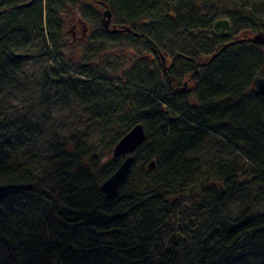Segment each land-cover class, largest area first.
I'll list each match as a JSON object with an SVG mask.
<instances>
[{"label":"trees","instance_id":"trees-1","mask_svg":"<svg viewBox=\"0 0 264 264\" xmlns=\"http://www.w3.org/2000/svg\"><path fill=\"white\" fill-rule=\"evenodd\" d=\"M89 1L102 9L107 6L112 23L131 29L115 33L103 29L102 9L86 3L84 20L100 28L93 32L92 40L146 48L155 70L142 71L134 56H123L118 60L121 69L126 70L125 63L136 69L130 78L113 79L78 68L74 72L106 80L102 88L112 97L103 108L102 119L113 123L107 142L110 153L118 138L141 122L146 139L135 150V158L140 151L154 147L146 162L153 159L154 166L147 170L143 168L145 162L141 167L133 162L128 189L122 190L126 181L116 197L106 198L96 178L91 179L99 162L95 154L84 153L74 144L55 143L48 149V160L36 161L34 154L40 153L30 148L31 153L22 156V144L17 143L20 134L12 133L14 125L5 122L2 113L7 98L2 92L15 84L24 62L46 53H54L55 58L51 57L53 64L42 76L59 77L67 83L76 80L82 86L75 88H86L87 79L72 77L71 69L62 66L64 47L60 45L65 35V12L70 15L78 3L0 0V264H178V251L172 243L178 232L166 238L172 230L180 194L196 184L200 205L217 208L242 185L236 174L238 168H224L219 162L211 164L210 169L218 166L214 171L223 174L220 185L207 177L198 179L194 171L198 163L185 154L195 150L205 135L243 154L250 162L247 172L256 173L255 179L262 182L264 96L253 89L251 80L256 74H264V46L245 38L259 29L264 31V25H256L246 15L237 18L235 8L222 9L211 0H168L171 5L164 13L156 8L160 0ZM115 15L119 20L113 18ZM221 16L229 18L235 29L228 37L211 33L212 22ZM238 19L243 22L237 23ZM145 20L150 21L149 26ZM243 31L249 34L238 36ZM178 34L189 40L174 45L172 37ZM35 39H40L46 51H30ZM228 41L233 42L210 59ZM155 48L165 56L176 53L175 61H183L176 73L168 71V83L177 87L175 92L160 80L163 77L166 81V77L160 58L154 56ZM194 63L199 66L191 81L194 98L190 99L188 93L178 92L181 79L177 73L181 69L184 73L192 71ZM64 87L71 90L73 85ZM103 91L97 93L101 102L109 97ZM43 101L48 107L45 95ZM120 121L125 127L117 131ZM17 122V127L30 129L29 122ZM86 155L90 156L83 166L80 161ZM43 164L48 176L35 170L36 166L41 170ZM29 182L44 184L47 191H32L34 187L29 191ZM178 231L184 234L181 226ZM198 233L204 264H264V213L241 216L233 222L218 219L212 225H200Z\"/></svg>","mask_w":264,"mask_h":264},{"label":"rangeland","instance_id":"rangeland-1","mask_svg":"<svg viewBox=\"0 0 264 264\" xmlns=\"http://www.w3.org/2000/svg\"><path fill=\"white\" fill-rule=\"evenodd\" d=\"M74 1L78 3L77 7H73L76 9H72L70 15H68L70 12H65L64 15L63 29L65 30V35L60 41V45L64 47L62 50L64 58L62 66L65 69H68V67L71 69L68 70L72 77L78 76L87 79V84L82 83L86 88H79L80 90L75 88L76 85L82 86L81 83L76 82V80L74 81L71 79L68 81L69 83H67L65 81H59V77L53 78L50 75L46 77L42 76L44 70L53 64L51 57H54L55 54H41L24 62L21 66L20 73L17 75L15 84L12 85L9 90L6 88L2 92L7 97L3 104L4 110L2 113L4 114L5 122L13 123V129L15 131L12 133L16 132V135L19 133V137L21 136V138L17 137V143L21 142L22 144V156L24 153L30 154V148L38 150L40 153V155L34 154V159L36 161L48 160L50 155L48 149L55 143H66L69 144L68 146H72L73 144L77 145L80 151L95 154V158L99 160L97 169L93 170L94 177L91 178H96L99 184L114 170L121 160L120 157H112L110 149L107 147V142L110 137L109 134L112 131L111 129H113V123L109 120L108 122H104L102 119L103 108L105 104L108 105V101H110L112 96L106 91L107 89H104V87L102 88L105 79L91 75L85 76L77 74L74 71L78 68L88 70L89 72L94 71L96 74H104L113 79L130 78V75L135 72L136 69L132 68V66L129 68L128 63H125L123 66L126 70L121 69L118 60H123V56H134L136 62H139V65H141L142 71L145 70L152 73L155 67L153 65L152 55L146 48L134 47L126 42L117 43L115 45L98 44V41L92 40V37L95 36L93 32L96 31V29H92L93 22L87 20L85 25L88 29H80L81 26L77 22L79 20L85 21V17L83 16L86 3L94 6L98 11H101L102 8L89 0ZM211 1V4L218 5L222 9L235 8L234 11L237 18L246 15L247 18L252 20L256 25H264V0H224L226 3L225 5L218 0ZM105 2L107 3L106 0ZM204 2L208 3L210 0H205ZM167 5H171V1L167 0L164 3L163 0H160L157 2L156 8L159 9L161 13H164ZM113 18L119 20L117 15ZM238 20L240 21L237 23L243 22L242 19ZM230 21L231 20H229V22ZM144 22L149 26L150 21L145 20ZM72 23L77 24V35L80 34V30L84 31L85 37L81 40L71 42L70 29L68 28ZM139 28L143 29V26H139ZM234 30L230 22V32ZM248 32L249 31H243L237 35L249 34ZM172 39L174 45L189 40L188 37L181 34L172 37ZM42 46L40 39H35L33 43L30 44L29 49L34 52H38L39 50L46 51V48H42ZM169 55L171 56L172 54L169 53ZM165 60L168 62L169 57H166ZM181 64H183V61L179 59L176 60L174 68L178 69ZM68 84L73 85L71 90L70 88L64 87ZM99 90H105V92L103 91L104 96H109L105 98L103 102H101V99H98L97 93ZM44 95L49 102L48 107L43 101ZM190 95V99H193L194 94ZM19 119L24 122H29L30 129L24 126L23 128L20 126L17 127L16 125L19 123L17 120ZM124 127L125 122L120 121L116 128L118 131L122 130ZM147 149L137 154V157L134 159V164L141 167V163L145 162L143 168L148 170L150 168L146 165L148 160L147 155L149 152L153 153L154 147H150L148 151ZM185 155L186 157H193L198 163L194 171L196 175H198L199 180H203L207 177L214 185H220L223 174L214 171L218 169L216 165V167L210 169V165L216 164L217 162L221 163L224 168L227 166L238 168L236 171L237 177L241 178L245 176L247 179L243 181L245 184L240 185L239 190L232 194L229 201H226L221 206H217V208L202 207L200 205L201 197L197 191L196 184L190 185L186 191L180 194L177 205L178 211L172 224V230L166 239L173 236L176 232L179 233L178 227L181 226L182 230H184V234H182L180 238L174 237L172 239V243L176 246L178 251V264H204V261H201L204 256V251H200L201 243L198 233L200 225L209 226L218 219H226L233 222L241 216L254 217L263 214L264 176H261V183L256 179H251L250 173L247 172V170L250 171L249 160L237 150L227 148L225 143L213 136L205 135L195 150ZM89 156L90 155H86L84 158H81L80 162L83 166H87ZM112 166H114V168L107 173ZM44 168L45 166L39 170V167L36 166L35 170L41 171V176H48L47 172L44 173ZM202 173L207 174L203 175ZM129 181L130 179L128 178L122 190L128 189ZM33 187L34 189H32V191H47L43 188L44 184L36 185L35 182L32 183L31 188ZM30 189L28 190L31 191Z\"/></svg>","mask_w":264,"mask_h":264},{"label":"water","instance_id":"water-1","mask_svg":"<svg viewBox=\"0 0 264 264\" xmlns=\"http://www.w3.org/2000/svg\"><path fill=\"white\" fill-rule=\"evenodd\" d=\"M27 4V3H25ZM111 20V12L107 6H104L101 11V23L107 28L110 33H114L117 29H115V25L111 24L109 28ZM124 31H131L129 26H121ZM211 33L214 36L219 37H227L230 33V22L226 17H218L216 18L211 25ZM243 39V38H242ZM249 40L253 44H259L264 46V31L259 29L256 32L252 33L249 37L245 38ZM241 40V39H239ZM233 41H228L224 43L215 53H213L210 57L212 59L216 54H218L222 48H224L227 44H231ZM163 59V58H162ZM196 72V68L189 74L188 79L193 78ZM186 81L183 82L181 87L182 90ZM251 84L253 89L264 96V74H256L252 77ZM146 133L141 122L134 123L123 135H121L118 140L113 144L111 154L112 157H120L118 165L115 169L99 183V190L106 198L116 197L119 193L120 187L127 181L128 176L131 171L132 164L135 159V150L145 141ZM154 166V160L151 159L147 163L148 168H152ZM26 187L30 189L32 187V183H27ZM177 197H174V200ZM176 237L180 238L181 234L176 233Z\"/></svg>","mask_w":264,"mask_h":264},{"label":"flooded vegetation","instance_id":"flooded-vegetation-1","mask_svg":"<svg viewBox=\"0 0 264 264\" xmlns=\"http://www.w3.org/2000/svg\"><path fill=\"white\" fill-rule=\"evenodd\" d=\"M32 1V0H31ZM101 5V4H100ZM78 24H80V29H88V27L85 25V23H87V19L85 20V21H83V20H79L78 22H77ZM100 23H101V12H100ZM111 24H113V25H115V29H117L115 32H123L124 30H122V28H121V26L122 25H120V24H117V23H112L111 22V20H110V24H109V28L111 27ZM101 26L103 27V29H105V30H107V28H105L103 25H102V23H101ZM68 29H70V35H71V42H75V41H77V40H81L83 37H85V34H84V31L83 30H80V34L79 35H77L76 34V30H77V24L76 23H72L71 24V26L68 28ZM92 29H100V28H92ZM69 31V30H68ZM108 31V30H107ZM114 32V33H115ZM127 32V31H126ZM135 35H140V34H138V33H134ZM228 37V36H227ZM155 54L156 55H154V56H156V57H159L160 59H162V60H160V64H161V71L164 73V75H165V77H166V81L164 80V78L163 77H161L160 78V80H161V82L163 83V84H165V83H167V87L168 88H170V91L171 92H175V90L177 89V87H173L170 83H168L169 82V75H168V71H172L173 73H176V68H174V66H175V59H174V56H175V54L176 53H173L171 56L169 55V53H166V56L162 53V51H160L159 49H157V48H155ZM162 56V57H161ZM168 56H170L171 58H170V60L168 61V62H166V60H165V58L166 57H168ZM185 56V55H184ZM194 64H196V65H194ZM193 64V67L194 68H196V72H197V68H198V63H194ZM193 68V69H194ZM193 69H192V71H193ZM178 71V70H177ZM192 71H190V72H188V73H184V71H183V69H181L180 70V72L178 71V78H180L181 79V85L183 84V82L184 81H186L187 79H188V76H189V74L192 72ZM195 72V73H196ZM195 75V74H194ZM194 77V76H193ZM193 80V78H191V79H189V80H187V82H186V85H185V87L182 89V90H180L179 88L181 87V85L178 87V92H186V93H188V95L190 96V89H191V81ZM257 175H256V173H250V177H251V179H255V177H256ZM239 180V182L241 183V184H245V182H243V181H246L247 179H246V177L245 176H243V177H241L240 179H238ZM175 200H177V199H175Z\"/></svg>","mask_w":264,"mask_h":264},{"label":"bare ground","instance_id":"bare-ground-1","mask_svg":"<svg viewBox=\"0 0 264 264\" xmlns=\"http://www.w3.org/2000/svg\"><path fill=\"white\" fill-rule=\"evenodd\" d=\"M180 234V233H179ZM181 236H182V234H181Z\"/></svg>","mask_w":264,"mask_h":264}]
</instances>
